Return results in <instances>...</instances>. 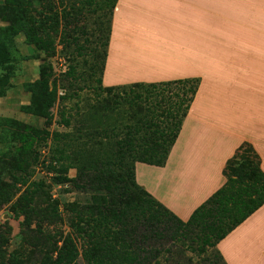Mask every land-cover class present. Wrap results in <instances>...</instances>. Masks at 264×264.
Wrapping results in <instances>:
<instances>
[{
  "label": "trees",
  "instance_id": "1",
  "mask_svg": "<svg viewBox=\"0 0 264 264\" xmlns=\"http://www.w3.org/2000/svg\"><path fill=\"white\" fill-rule=\"evenodd\" d=\"M118 3L119 0H6L9 12L15 14L17 30L30 44L46 51L49 58L56 57L59 37L67 42L66 38L74 35L68 27L75 24L71 11L85 18L87 34L95 29L100 38V47L94 54L103 61L102 76ZM68 6L70 12H66ZM41 69L45 92L55 95L58 77L48 83V78L55 77L53 67L44 64ZM72 69L62 75V83L75 79ZM96 82L100 91L98 106H91L83 114L79 134L74 133L71 118L63 114L70 132L56 133L50 149L51 165L62 172L56 180L58 185H72L80 194L90 196V201L67 204L61 212L50 199L45 201L46 207L39 203L44 195L41 186L34 184L36 192L28 189L16 205L26 223L35 225L36 234L53 248L45 253V264H152L161 246L188 239L194 230L209 231L204 232L206 244L226 264L218 244L264 206V172L258 155L244 144L226 166V185L185 223L138 185L136 165L166 166L201 80L109 88L103 86L102 77ZM93 113L96 126L90 124ZM39 136L30 133L22 137V157L36 153L34 145ZM25 163L19 161L23 173ZM71 171H76L74 178L69 176ZM109 180L115 184L113 189ZM10 188L0 183V206L12 200ZM104 193H112V202L106 201ZM110 213L115 215L114 228L101 222L102 218L107 222ZM65 222L71 231L62 229ZM215 238L217 241L211 243Z\"/></svg>",
  "mask_w": 264,
  "mask_h": 264
},
{
  "label": "rangeland",
  "instance_id": "2",
  "mask_svg": "<svg viewBox=\"0 0 264 264\" xmlns=\"http://www.w3.org/2000/svg\"><path fill=\"white\" fill-rule=\"evenodd\" d=\"M161 1L156 0V4L161 5ZM188 2L198 6L199 24H209V35L213 33L216 68H221L227 75L243 78L241 86L243 82L247 83L248 116L256 114L264 117V0ZM81 8L85 13L83 6ZM66 12H70L69 6ZM71 14L75 24L68 27L74 35L66 38L67 42L59 37L56 57L49 58L46 51L30 44L20 34L14 24L15 14L9 12L6 0H0V183L11 186L13 197L9 203L0 206V237L3 236L0 239V264H45V253L53 249L47 247L44 239L41 240L36 234V226L27 224L25 217L17 212L16 205L28 189L36 192L34 184L41 186L44 195L39 203L46 207L45 201L50 199L61 212L67 204L90 201V196L80 194L72 185H58L56 180L62 174L61 169H54V165H51L50 149L54 135L70 132L62 120L63 114L66 119L71 118L74 133L79 134L83 114L91 106H98L100 91L96 80L102 77L103 86L106 87V69L102 76L103 61L94 54L100 47V38L95 29L87 34L88 21L85 18L72 11ZM107 61L108 58L106 65ZM44 64L48 68L53 67L55 74V77L48 78L49 85L56 77L59 79V89L55 95H49L44 90L42 81L45 76L41 69ZM69 68L74 69L75 79L62 83V75ZM47 72L50 73V70ZM198 79L202 85L203 78ZM90 124H97L94 113ZM30 133L40 135L34 145L36 153H27L22 157L21 139ZM110 136L113 135L110 133ZM245 144H249L258 155L262 168L264 157L259 155L252 142ZM23 160L26 162L24 173L19 164ZM69 176L74 178L76 171H71ZM109 181L113 189L115 184ZM104 194L106 201L112 202V193ZM114 217L110 213L107 215L108 223L104 218L101 222L114 228ZM62 229L71 231L66 222ZM204 232L209 231L194 230L188 239L181 238L176 244L161 246V253L152 264H223L211 246L206 244L208 239ZM216 241V238L212 239L211 243Z\"/></svg>",
  "mask_w": 264,
  "mask_h": 264
},
{
  "label": "crops",
  "instance_id": "3",
  "mask_svg": "<svg viewBox=\"0 0 264 264\" xmlns=\"http://www.w3.org/2000/svg\"><path fill=\"white\" fill-rule=\"evenodd\" d=\"M180 1H119L104 84L203 78L166 166L136 165L138 185L187 223L226 185V166L246 142L264 157V117L248 116L247 83L216 68L209 24H199L197 5ZM217 249L226 264H264V206Z\"/></svg>",
  "mask_w": 264,
  "mask_h": 264
}]
</instances>
